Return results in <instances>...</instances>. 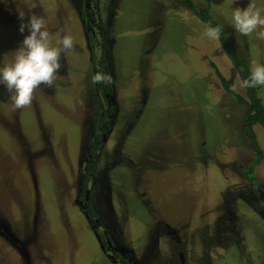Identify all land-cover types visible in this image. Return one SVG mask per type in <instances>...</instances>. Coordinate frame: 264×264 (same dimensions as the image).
Returning <instances> with one entry per match:
<instances>
[{
  "label": "rangeland",
  "instance_id": "1",
  "mask_svg": "<svg viewBox=\"0 0 264 264\" xmlns=\"http://www.w3.org/2000/svg\"><path fill=\"white\" fill-rule=\"evenodd\" d=\"M188 2L206 6L0 0V66L28 35L20 13L25 23L42 16L53 36L62 29L74 40L53 86L41 85L29 107L13 111L0 85V264H118L102 231L122 264H264V128L253 127L263 153L253 164L235 97L245 96L241 79ZM252 2L264 14V0ZM249 3L210 0V12L251 69L264 63V40L232 26L234 9ZM95 31L115 103L104 135L88 44ZM210 63L238 91L226 92ZM89 154L96 165L86 205L97 225L79 205Z\"/></svg>",
  "mask_w": 264,
  "mask_h": 264
},
{
  "label": "clouds",
  "instance_id": "2",
  "mask_svg": "<svg viewBox=\"0 0 264 264\" xmlns=\"http://www.w3.org/2000/svg\"><path fill=\"white\" fill-rule=\"evenodd\" d=\"M22 23L19 31L25 29L28 35L24 36L20 46L12 52L11 60L0 66V85L8 93L13 111L29 107L34 99V93L41 85L52 87L57 79V73L62 68L61 58L66 52L74 49V40L71 35L63 34L58 30L55 35L47 29L44 17L35 13L24 21V14L20 13ZM232 26L242 36H250L254 32L258 39L264 40V14L250 0L246 8H235L232 13ZM257 29H260L257 31ZM221 26H205L204 35L212 40H219ZM92 82L111 83L107 74L97 72L92 76ZM264 86V63L253 62L250 75L239 82V88H255ZM233 91H238L233 86Z\"/></svg>",
  "mask_w": 264,
  "mask_h": 264
},
{
  "label": "trees",
  "instance_id": "3",
  "mask_svg": "<svg viewBox=\"0 0 264 264\" xmlns=\"http://www.w3.org/2000/svg\"><path fill=\"white\" fill-rule=\"evenodd\" d=\"M206 6L201 9H196L192 3H189L191 10L194 14L206 25H210L212 27L219 26L217 21L212 17L210 12V0H205ZM82 8L84 4H81ZM86 13L82 10V16L85 17ZM221 45L226 52L228 58L232 62V65L237 72L239 78L242 80L247 79L250 75V65L247 59L241 56L235 49L230 48L226 41L223 32L221 31L219 38ZM88 44L91 49V63L94 66V74L97 72H102L107 74L111 78V73L109 70V65L106 56V50L98 43H96V38L92 35L88 34ZM213 67L216 76L222 86V88L231 94H234L229 86L227 80L222 76L217 67L210 63ZM98 94L101 100L106 105L108 101H110V97L112 94V79L111 83H95ZM259 86L255 88H247L245 89V96L243 95H235L237 101L240 102L245 108V116L242 122V129L246 136L247 141L250 143L252 148L255 150L256 158L253 161V164H257L261 157H263V153L257 143L256 135L254 132V126L260 125L264 128V104L263 100L259 93ZM112 121L107 118L106 115H103L101 118L100 129L98 133H102L104 130H107L110 127ZM106 128V129H105ZM100 147L98 142L95 143V147L91 150L95 152ZM96 160L94 157L89 158L88 162L83 164L80 169V188L86 189L89 187L94 178Z\"/></svg>",
  "mask_w": 264,
  "mask_h": 264
},
{
  "label": "flooded vegetation",
  "instance_id": "4",
  "mask_svg": "<svg viewBox=\"0 0 264 264\" xmlns=\"http://www.w3.org/2000/svg\"><path fill=\"white\" fill-rule=\"evenodd\" d=\"M83 4V3H82ZM93 26V23H91V24H89V23H87V27H89V26ZM90 35H92L93 37H96V31H95V34H93V33H90ZM101 106H102V108L103 107H105L104 108V110H103V115H106V117H107V113L111 110V113H112V115H113V117H114V106H115V103L113 104L112 102H107V104L105 105L104 104V102L102 101L101 102ZM114 113V114H113ZM112 117V118H113ZM101 135H104V132H102L101 133ZM100 148V147H99ZM98 148V149H99ZM91 157H93L91 154H89V155H87L85 158H84V160H83V164H85V163H87L88 162V160H89V158H91ZM83 164H82V166H83ZM81 166V167H82ZM89 188V187H88ZM88 188H86V189H81V190H84V197L86 196V191L88 190ZM89 192V191H88ZM84 197H83V199H84ZM87 202V201H86ZM84 204H85V202H84ZM88 207H87V205L85 204V209H86V211H87V213L85 214V216L87 215V218L90 220V221H92L95 225H97L99 222H98V220H97V218H94V215H92V213L87 209ZM83 212H84V209H83ZM93 224V225H94ZM96 230L97 231H99V228H96ZM102 234H103V236H104V244L107 246V250H108V255L110 256V255H114V254H111L110 252H112V246H111V242H110V240H109V238H108V236H107V232L106 231H102ZM101 239H102V237H101ZM102 242H103V240H102ZM111 257V256H110ZM114 257L116 258V261L115 262H119L118 264H122V262H121V260H120V257L119 256H117V255H114ZM112 258V257H111ZM114 261V260H113ZM126 264H131V263H126Z\"/></svg>",
  "mask_w": 264,
  "mask_h": 264
},
{
  "label": "water",
  "instance_id": "5",
  "mask_svg": "<svg viewBox=\"0 0 264 264\" xmlns=\"http://www.w3.org/2000/svg\"><path fill=\"white\" fill-rule=\"evenodd\" d=\"M87 199H88V190L86 191V196L84 197V199L79 200V205H81V207L84 209L85 214L87 213V211L85 209V204H86ZM84 202H85V204H84ZM86 217H87V215H86ZM111 257L114 261H116V258L113 255H111Z\"/></svg>",
  "mask_w": 264,
  "mask_h": 264
}]
</instances>
